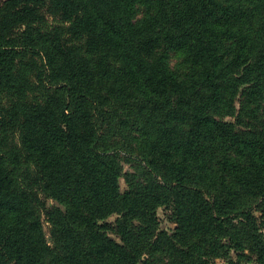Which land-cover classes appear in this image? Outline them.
I'll return each instance as SVG.
<instances>
[{"label": "trees", "instance_id": "1", "mask_svg": "<svg viewBox=\"0 0 264 264\" xmlns=\"http://www.w3.org/2000/svg\"><path fill=\"white\" fill-rule=\"evenodd\" d=\"M257 212L264 0H0V264H264Z\"/></svg>", "mask_w": 264, "mask_h": 264}, {"label": "rangeland", "instance_id": "2", "mask_svg": "<svg viewBox=\"0 0 264 264\" xmlns=\"http://www.w3.org/2000/svg\"><path fill=\"white\" fill-rule=\"evenodd\" d=\"M7 1V0H4ZM139 10H143V8H140ZM140 12L138 11L136 19L137 18H141L142 14H139ZM38 15L39 18L36 20L37 25H39L42 28L43 34L45 35H54L53 31L56 27L63 25V23H65L60 15L56 12H54L52 10L51 5L49 4V2H46L44 5H42L39 9H38ZM139 15V16H138ZM33 63H34V67H35V75L37 76L39 73V69L42 66L41 65V61H39V59H35L32 58ZM185 63V57L183 56L182 53L179 52H171L170 53V67L173 70H177L179 72H183L185 71V68H183V65ZM181 65V66H180ZM36 79V78H35ZM33 105V102L30 100L29 102V107ZM125 160V158H124ZM132 172V167L131 164L128 163H123V175H126V173H130ZM125 176H122L120 178V184L123 190L126 189L127 184H126V180H125ZM47 200V205L50 206H61L60 203H58L57 201H53V200ZM63 207V206H61ZM64 208V207H63ZM169 215L170 212L164 208H161L158 212V217L160 219V229H164V230H168L170 232L173 231V229L175 228V225L173 223H171L169 221ZM257 219H258V223H262L261 226V231L264 232V216L260 213L257 212ZM116 220L115 217H111L110 221L114 222ZM42 222L44 224L45 227V233L47 234L48 240H50V234L52 231V223L50 222V219L45 216L42 217ZM115 238V237H114ZM117 239V238H115Z\"/></svg>", "mask_w": 264, "mask_h": 264}]
</instances>
